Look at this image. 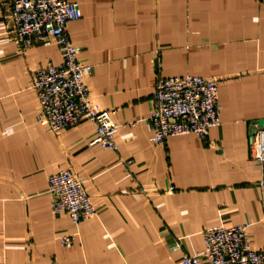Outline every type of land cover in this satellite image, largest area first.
<instances>
[{
  "label": "crops",
  "instance_id": "1",
  "mask_svg": "<svg viewBox=\"0 0 264 264\" xmlns=\"http://www.w3.org/2000/svg\"><path fill=\"white\" fill-rule=\"evenodd\" d=\"M90 99L118 126V151L91 146L85 121L61 134L38 122L34 76L59 65L56 41L17 42L0 0V264H180L204 232L248 225L264 249V167L251 159L264 120V8L259 0H69ZM219 81L221 124L206 140L155 145L149 118L159 78ZM71 170L97 216L56 215L49 178ZM73 245H62L63 237Z\"/></svg>",
  "mask_w": 264,
  "mask_h": 264
},
{
  "label": "built area",
  "instance_id": "2",
  "mask_svg": "<svg viewBox=\"0 0 264 264\" xmlns=\"http://www.w3.org/2000/svg\"><path fill=\"white\" fill-rule=\"evenodd\" d=\"M264 8V0H259ZM6 20L18 43L25 47L43 44L53 38L62 62L39 68L33 90L39 101L38 122L61 134L85 121L95 126L91 146L118 151L114 133L118 126L109 112L94 104L87 79L93 67L78 58V49L69 36V25L82 19L78 4L69 0H5ZM153 112L149 122L155 145L172 137L195 135L206 140L220 126L219 81L196 76L159 78L152 95ZM250 156L264 167V128L251 136ZM48 194L56 215H67L75 224L97 216V209L86 193L84 182L71 170L59 171L49 178ZM248 225L217 227L204 232V249L185 255L180 264H264V249L251 248ZM61 243L70 248L71 237Z\"/></svg>",
  "mask_w": 264,
  "mask_h": 264
},
{
  "label": "water",
  "instance_id": "3",
  "mask_svg": "<svg viewBox=\"0 0 264 264\" xmlns=\"http://www.w3.org/2000/svg\"><path fill=\"white\" fill-rule=\"evenodd\" d=\"M254 125L257 126V128L255 130H253L252 135H255L256 134L257 129L264 128V120H259L257 122H254Z\"/></svg>",
  "mask_w": 264,
  "mask_h": 264
}]
</instances>
